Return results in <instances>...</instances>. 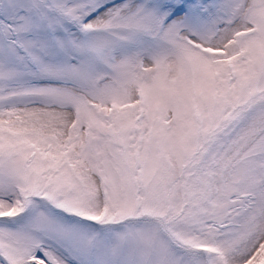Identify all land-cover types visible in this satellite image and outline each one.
Here are the masks:
<instances>
[{"label": "snow or ice", "instance_id": "snow-or-ice-1", "mask_svg": "<svg viewBox=\"0 0 264 264\" xmlns=\"http://www.w3.org/2000/svg\"><path fill=\"white\" fill-rule=\"evenodd\" d=\"M0 264H264V0H0Z\"/></svg>", "mask_w": 264, "mask_h": 264}]
</instances>
